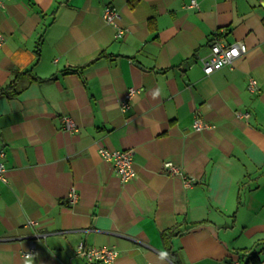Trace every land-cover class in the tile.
<instances>
[{
	"label": "crops",
	"instance_id": "1",
	"mask_svg": "<svg viewBox=\"0 0 264 264\" xmlns=\"http://www.w3.org/2000/svg\"><path fill=\"white\" fill-rule=\"evenodd\" d=\"M191 1L0 0V88L29 72L0 96V264H89L80 243L114 247L112 264L264 259V3ZM218 39L247 50L206 75ZM195 116L210 128L195 132ZM101 147L131 151L135 178L122 183Z\"/></svg>",
	"mask_w": 264,
	"mask_h": 264
},
{
	"label": "built area",
	"instance_id": "2",
	"mask_svg": "<svg viewBox=\"0 0 264 264\" xmlns=\"http://www.w3.org/2000/svg\"><path fill=\"white\" fill-rule=\"evenodd\" d=\"M264 3V0H261ZM192 6H196V2L194 0L191 1ZM1 6V2H0ZM102 18L103 21L107 25L117 27L115 38H122L126 32L124 28L118 26V23L121 21V15L112 5H105L102 10ZM5 37L0 32V51L4 45ZM246 46L243 42H235L233 44H227L222 40L218 39L213 41L210 45L209 54L200 59L201 67L203 72L206 75L211 74L214 71L221 69L224 66L231 67L234 60L243 55L246 52ZM248 89L251 92L258 91V83L255 79L250 78L248 83ZM135 93L134 89H130L126 92L124 101H122L121 108L122 110H126L129 107V100L132 98ZM238 118H248L249 113H236ZM62 121L64 122L65 128L71 129L73 127V123L69 119V117H62ZM192 128L195 132H202L206 129L210 128V125L202 120L199 116H195L192 121ZM98 153L100 157L109 161L113 164V167L122 183H126L131 181L136 176V171L133 168L132 164V152L129 150L125 151H116L106 148H99ZM6 153L4 148H0V182L6 183V164H5ZM164 169L169 170L171 173H177V169L170 163H164ZM69 203L71 205L75 204L78 200L77 193L72 190L68 194ZM31 224H36L34 221H30ZM33 252V246L29 251L23 254L25 259L31 257ZM77 252L82 254L83 257L87 260L89 264L102 263V264H112L115 259L118 257L119 252L114 247H105V248H94V247H86L82 243L77 246ZM233 264H240L238 261ZM260 264H264V259L260 262Z\"/></svg>",
	"mask_w": 264,
	"mask_h": 264
},
{
	"label": "trees",
	"instance_id": "3",
	"mask_svg": "<svg viewBox=\"0 0 264 264\" xmlns=\"http://www.w3.org/2000/svg\"><path fill=\"white\" fill-rule=\"evenodd\" d=\"M100 56H98L96 59H98ZM94 62V61H93ZM90 62V63H93ZM71 71H76L75 69H72ZM16 77L13 81H11L8 85L1 87L0 88V96H4L6 98H13L15 96H17L20 92V90H18L17 86V82H18V78H21L23 75H28L29 72L28 71H22V72H17L15 73ZM202 223H197V224H193L191 226H189L188 228H186L184 231H189L195 227L200 226ZM169 231H164L161 233V237L164 241L167 240L168 236H169ZM261 260L258 259L257 256H251L250 259H248V261H246L244 264H260Z\"/></svg>",
	"mask_w": 264,
	"mask_h": 264
}]
</instances>
